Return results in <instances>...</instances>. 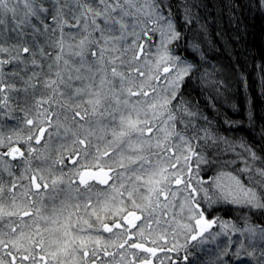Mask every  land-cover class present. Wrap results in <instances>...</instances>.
Segmentation results:
<instances>
[{
  "label": "snow or ice",
  "instance_id": "6c2138e0",
  "mask_svg": "<svg viewBox=\"0 0 264 264\" xmlns=\"http://www.w3.org/2000/svg\"><path fill=\"white\" fill-rule=\"evenodd\" d=\"M204 7L0 0V264H264V128L230 137L183 91L222 86L178 52Z\"/></svg>",
  "mask_w": 264,
  "mask_h": 264
},
{
  "label": "trees",
  "instance_id": "16d2710c",
  "mask_svg": "<svg viewBox=\"0 0 264 264\" xmlns=\"http://www.w3.org/2000/svg\"><path fill=\"white\" fill-rule=\"evenodd\" d=\"M221 2L203 0L206 7L201 14L208 27L195 36L199 51L193 52L187 41L178 49L189 61L202 59L201 71L207 69L221 80V89L213 99L194 77L183 91L199 102L204 115L222 131L229 129L227 122H235L226 133L230 137L259 140L264 128V15L244 12L239 24L229 26L227 18L220 19Z\"/></svg>",
  "mask_w": 264,
  "mask_h": 264
},
{
  "label": "rangeland",
  "instance_id": "374dc122",
  "mask_svg": "<svg viewBox=\"0 0 264 264\" xmlns=\"http://www.w3.org/2000/svg\"><path fill=\"white\" fill-rule=\"evenodd\" d=\"M65 171H67V169H65ZM227 207H228V206H223V207L221 208V210H220L219 212H217L216 214H217V215H220V216H222V217H224V218H228V217H229L228 215H230V214H228V215L225 214V212H227V213L229 212V211L226 210Z\"/></svg>",
  "mask_w": 264,
  "mask_h": 264
}]
</instances>
